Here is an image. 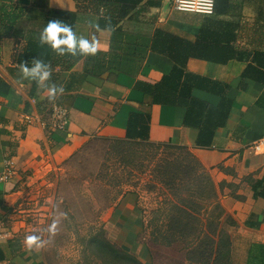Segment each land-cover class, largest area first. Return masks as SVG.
Wrapping results in <instances>:
<instances>
[{"label":"crops","instance_id":"obj_1","mask_svg":"<svg viewBox=\"0 0 264 264\" xmlns=\"http://www.w3.org/2000/svg\"><path fill=\"white\" fill-rule=\"evenodd\" d=\"M90 4L0 0V264H50L44 247L23 244L34 232L27 213L40 196L35 189L54 186L61 164L95 136L188 147L234 217V264H264V145L255 147L264 139V0H223L212 14L144 0L110 33L91 26L105 28V10L94 13ZM50 10L77 13L75 32L96 37L101 61L97 68L85 56L61 72L54 84L64 92L51 102L21 78L16 61ZM157 30L174 38L158 39ZM56 107L67 113L64 129L52 125ZM103 215L115 243L129 251L124 235L138 234L141 220L134 198Z\"/></svg>","mask_w":264,"mask_h":264},{"label":"rangeland","instance_id":"obj_2","mask_svg":"<svg viewBox=\"0 0 264 264\" xmlns=\"http://www.w3.org/2000/svg\"><path fill=\"white\" fill-rule=\"evenodd\" d=\"M199 163L188 147L95 139L78 159L61 164L54 186L35 189L40 196L27 214L33 233L48 242L49 263L132 264L92 242L103 233L104 212L132 196L140 229L124 235V244L141 264H221L233 240L234 217L222 203L213 173ZM57 206L66 218L50 237L47 228ZM104 234L103 240L114 241ZM235 253L240 261L242 247Z\"/></svg>","mask_w":264,"mask_h":264},{"label":"trees","instance_id":"obj_3","mask_svg":"<svg viewBox=\"0 0 264 264\" xmlns=\"http://www.w3.org/2000/svg\"><path fill=\"white\" fill-rule=\"evenodd\" d=\"M87 1L91 2V4L89 6H87L86 9H89L92 7L94 10V13H99V11L101 9L105 10V16H104L105 20L103 21L104 27H106L109 24L112 27L113 25H117L122 19L129 17L133 13V11L138 7V5H140L142 3V1H144V0H87ZM159 1H161V0H159ZM221 1H223V0H216V6ZM79 9L81 10V6ZM84 9H85V7H84ZM4 17H7V13H6V15H4ZM130 17H132V15ZM8 19L11 22L13 21V23H15V21H16V18H8ZM52 19H58L62 22H65V23L71 25L73 30L75 31L76 21H77V13L60 11V10H50L48 12L47 18L45 19V22H44L45 24L43 25V29L47 25L48 21L52 20ZM42 30L41 31H32V30L29 31V34L27 36L26 45L23 48V50L18 54L16 61L19 65L22 62L27 61L28 66L31 67L32 66L31 65L32 59H34V58L42 59L46 64H49L51 67L52 75H51L50 81H48V83L51 84V83L56 82L59 79L61 72L71 70L74 67V65L79 60L83 59V57H85V56L77 55V56L73 57V56L68 55V54H66L64 56L57 55L51 49V47L49 45H41L39 43V35L42 32ZM158 36H164V37H161V39H163L165 41L169 40L168 38H170V37L174 38L173 35L168 34L166 32H163L162 30L156 31V37H158ZM159 38L160 37H158V39ZM156 43H157V41H156ZM164 44H165L164 46L159 45L160 47H162V49H159V50H166L167 49V47L169 46V43H164ZM151 49L152 50L158 49L157 44H155V42H153ZM94 58H96V60H97V61H94V63L96 64V67L99 68L98 65L101 62L99 59L100 56L97 54V55H94ZM56 68H60L59 71H57ZM88 70H92V71H90V74H92V75H96V73H97L95 67L93 69H88ZM171 78H172L171 76H168V78H166L164 80V84L167 83V81H169V79H171ZM160 86H163V85H160ZM95 139H100L103 142L129 141V142H133V143H144V144L152 143L149 141H137V140L129 139V138L128 139H120V138H108V137L95 136V137L91 138L87 143H85L84 146L79 151H77L69 159H67L65 161V163L66 162L70 163L71 160L78 159L79 155L81 156V153L83 151L87 150L88 147L93 142H95ZM159 144L168 145V147L187 149L186 146H176V145L169 144V143H159ZM200 165L203 166L202 163L201 164L199 163V167H200ZM203 169H204V166H203ZM208 184H209V186L211 185V186H213V188H215V185H214V182L212 181V179L209 178ZM234 224H235V221H234ZM101 226H102L103 233L101 232L102 234H99V235L96 234L93 237L92 242H96V243L100 242L103 247L110 248L112 254L115 255L117 253L118 255L116 254V256H119V254L121 253L122 255L125 256L124 259L127 262H130L132 264H141V262L138 260V258H136V256L134 254H132V252L127 251L125 249H121L113 240H111L112 243H110V241L108 239L103 240L102 235H105L104 233H106L107 231H106L104 224H101ZM226 247H227V248H225L226 258L224 257V261H221V264H234V254H233L234 251H233V240L232 239H230L229 242H227ZM122 255H120V256L122 257ZM206 263H208V262H206Z\"/></svg>","mask_w":264,"mask_h":264},{"label":"clouds","instance_id":"obj_4","mask_svg":"<svg viewBox=\"0 0 264 264\" xmlns=\"http://www.w3.org/2000/svg\"><path fill=\"white\" fill-rule=\"evenodd\" d=\"M210 4L211 0H207ZM96 31L108 32L112 31L111 25H107L104 29H101L99 24L91 25ZM39 43L41 45H49L51 49L59 56L66 54L73 57L77 55L89 56L96 55L99 50V41L93 36L91 39L84 36H78L73 30L72 26L62 22L58 19L49 20L39 35ZM31 67L28 66V62H22L20 64V74L22 79H30L37 83L38 87L45 89L47 93V99L51 102L54 101L58 95L63 94V86L58 87L54 83L46 82L51 79V67L46 64L42 59L34 58L31 60ZM66 218V213L59 211L57 206V213L54 216L52 223L48 226L47 232L49 236H55L59 225L62 220ZM48 243L42 240L41 236L32 233L27 234L24 238L23 244L31 251L33 248L40 249Z\"/></svg>","mask_w":264,"mask_h":264},{"label":"built area","instance_id":"obj_5","mask_svg":"<svg viewBox=\"0 0 264 264\" xmlns=\"http://www.w3.org/2000/svg\"><path fill=\"white\" fill-rule=\"evenodd\" d=\"M172 4L175 10L181 12H191L199 14H212L216 7V0H211L209 4L207 0H172ZM54 122L52 125L56 129H64L67 123V113L61 108H54L52 113ZM264 145V139L256 142L255 147L259 148ZM7 176H4L6 179Z\"/></svg>","mask_w":264,"mask_h":264}]
</instances>
